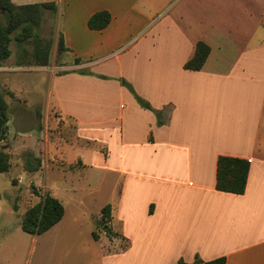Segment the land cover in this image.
Segmentation results:
<instances>
[{
    "label": "crops",
    "instance_id": "crops-1",
    "mask_svg": "<svg viewBox=\"0 0 264 264\" xmlns=\"http://www.w3.org/2000/svg\"><path fill=\"white\" fill-rule=\"evenodd\" d=\"M10 1L58 7L51 13L59 36L50 66L30 67L36 79L28 82L34 96L27 105L54 114L61 122L56 127H75L74 139L91 150L89 157L57 162L73 166L63 171L78 172L94 193L106 186L112 208L113 237L104 233L74 247L60 264H195L196 258L264 264V0ZM102 11L111 14L110 25L91 30V17ZM199 42L211 52L202 70L191 71L185 66ZM13 58L0 68L9 117L0 149L11 156L8 181L16 186L15 175L56 166L49 158V125L41 129L32 117L24 128L15 117L21 112L6 94L17 97L9 78L27 67ZM120 79L153 111L142 108ZM156 113L163 116L161 126ZM221 156L250 162L243 195L216 189ZM64 220L40 236L22 231L29 242L26 264L37 252L36 264H52ZM5 235L0 264H16L12 248L2 261V248L13 238Z\"/></svg>",
    "mask_w": 264,
    "mask_h": 264
},
{
    "label": "rangeland",
    "instance_id": "rangeland-1",
    "mask_svg": "<svg viewBox=\"0 0 264 264\" xmlns=\"http://www.w3.org/2000/svg\"><path fill=\"white\" fill-rule=\"evenodd\" d=\"M57 18L51 14V12H45L42 14L41 25L38 29V33L41 35V38L45 42L51 43L50 56L52 52V47L54 45L55 39L59 36ZM60 43V42H59ZM12 54L14 55V63L18 64V61H23L25 64L27 60L24 57H20L22 50L17 47L15 42L12 43ZM29 51L32 50L33 46L27 44L25 46ZM60 49V46H59ZM60 50H58L59 52ZM57 53V52H56ZM13 61V60H12ZM27 68L25 70L27 73L19 72L15 75H10V88L17 97L8 92L12 99V107L15 111L20 110L21 115L16 112L15 117L18 118V121L21 119L20 123L24 128L30 126L31 119L34 117L35 121L40 124L42 129L43 124L48 126V132L50 139L53 141L49 146V158L51 163L56 166L52 170L46 171L43 170L40 173H36L31 177L29 175L24 176L23 178L15 175L13 177V184L16 186L10 185L9 177L11 174H0V191L2 193V199L0 203V241L3 240L5 234H13V238L4 244L2 250V261L6 260L7 252L5 249L12 248L17 250L18 259L15 260L16 264H26L28 260V241L25 240V234L21 229V221L25 213L30 207L37 204L40 199L35 196L33 193V186L36 190L41 192H50L54 193L53 197L57 198L65 208V220L62 226L56 231L59 236H61V241L59 244V251L51 252V263L60 264L61 259L66 257L69 258L71 251L74 250V247H78L80 244H88L93 240V234L99 236L104 233L108 237L112 238L113 236L109 233L106 228V224L110 228L109 220L102 219V209L108 205L106 203V186L101 190L102 193L92 192L88 186L87 180L81 178L78 172H64L63 169L69 168L73 169V166H65L62 168L61 163L57 162V159L61 161L68 162L75 159L78 155H84L86 158L89 157L91 150L85 147H81L78 144V141L74 139L75 136V127L69 125L64 128L62 125L56 127L54 124L56 120L54 114L50 113L49 115L44 112L42 106H38L36 109H30L27 103H31L33 100V94H29V81H34L36 76H31L32 68H44L38 66H29L23 65ZM50 66V64H49ZM48 67V66H47ZM33 84V83H32ZM39 91L44 92L46 90L45 85H41ZM35 88V87H33ZM32 91V90H31ZM5 92V91H4ZM0 95L4 98V94ZM37 97L35 98V101ZM42 98L39 99V101ZM38 101V100H37ZM29 118L28 122L26 118H21L24 113ZM16 118V119H17ZM49 118V119H48ZM23 140H27L29 133L26 131L23 133ZM42 138V136H41ZM43 140V139H42ZM40 155L43 156L45 153V146L43 142L40 144ZM89 181V180H88ZM109 187V186H107ZM82 200L83 203L78 202ZM18 207V211H14V206ZM20 232L21 235L15 236ZM53 238H47L49 244L53 242ZM106 241L105 237L103 238ZM39 257L38 252L31 255L29 260H32V264H36V261Z\"/></svg>",
    "mask_w": 264,
    "mask_h": 264
},
{
    "label": "trees",
    "instance_id": "trees-1",
    "mask_svg": "<svg viewBox=\"0 0 264 264\" xmlns=\"http://www.w3.org/2000/svg\"><path fill=\"white\" fill-rule=\"evenodd\" d=\"M57 11L58 7L54 2L17 6L10 0H0V68L12 56L11 45L13 42L22 50L20 57H24L27 60L26 64L23 61H18V66H49L51 43L43 41L38 29L41 25L43 13H56ZM111 19V14L107 11L96 13L89 21V28L95 31H102L110 25ZM27 44L33 46L31 51L25 48ZM59 46L60 50H66L63 38H61ZM210 52L211 49L207 44L199 42L195 56L186 64L185 68L191 71L202 70ZM102 78L106 79L107 77L102 76ZM120 82L134 95L142 108L153 111L151 105L137 94L130 83L125 79H120ZM7 112L8 106L0 95V143L7 135V123L9 121ZM156 115L158 124L160 126L163 125L162 114L156 113ZM11 165V156L3 149H0V174L8 173ZM36 170L37 168H35ZM249 172L250 162L248 160L228 156L219 157L216 189L220 192L243 195L246 191ZM33 190V193L40 201L30 207L25 213L21 221V228L27 234L40 236L62 221L65 215V208L50 192H41L36 190L34 186ZM1 199L2 194L0 192ZM111 210V205H107L102 209L103 220L111 218ZM14 211H18L16 205L14 206ZM106 228L111 234L112 231L107 224ZM93 238L99 240V236L95 233ZM177 264L189 263L180 260ZM195 264H226V259L220 258L205 263L201 259L196 258Z\"/></svg>",
    "mask_w": 264,
    "mask_h": 264
}]
</instances>
